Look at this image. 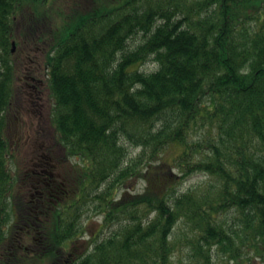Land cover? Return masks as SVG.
<instances>
[{
  "label": "trees",
  "instance_id": "1",
  "mask_svg": "<svg viewBox=\"0 0 264 264\" xmlns=\"http://www.w3.org/2000/svg\"><path fill=\"white\" fill-rule=\"evenodd\" d=\"M13 41L43 60L64 158L34 184ZM215 257L264 264V0H0V264Z\"/></svg>",
  "mask_w": 264,
  "mask_h": 264
},
{
  "label": "rangeland",
  "instance_id": "2",
  "mask_svg": "<svg viewBox=\"0 0 264 264\" xmlns=\"http://www.w3.org/2000/svg\"><path fill=\"white\" fill-rule=\"evenodd\" d=\"M15 55L16 57H20L21 53L19 48L16 47L15 49ZM23 57H24V54H23ZM145 66H143L142 68H144ZM19 75V74H17ZM16 75V77H17ZM22 74L20 72V78H21ZM17 81V80H16ZM21 82H16V86H21ZM35 101V100H33ZM36 104H44V100L40 99L38 100V103L37 101H35ZM45 110H46V106L45 104L43 105V113H44V116H45ZM28 114V113H27ZM23 122L25 123V125L28 123V126H26L25 128L21 129L20 127H22V123H21V120L18 121L17 123H12V126H11V133L13 134L12 136L14 137V139H16L17 137L19 138L20 135L22 134L24 136V138L20 139L19 140V143L20 145L22 146V143L25 142L26 140V136L28 135H35L37 132L36 131H40L42 130L44 127H45V122L43 121L41 124H40V127H38V122H37V119L35 118H32V116L30 114L25 115V118H23ZM15 130V132H14ZM45 131V130H44ZM47 131V129H46ZM22 132V133H20ZM15 133V134H14ZM44 140V138H41L39 140H36L34 142H32V140H26V142L28 143V145L26 146L25 149L27 148H31V154L30 155H24L22 153H24V151L22 153H17L20 157L19 159V165H20V168L23 170V179L26 180V182L30 183V184H34V178H33V174H34V171H37L39 170L40 172L44 173V174H48V173H52V175H55L57 170H55L54 168L52 167H49L48 166V163L47 161L49 160L48 159V155H49V150L46 148L47 146H49V143L48 142H45V146L44 147L42 145V141ZM25 142V144H26ZM13 144H14V141H13ZM133 153H137L139 151V149H133L131 148L130 149ZM36 156H38L40 159H42V161H40L39 159H37ZM39 163V162H42L43 165H36L34 163ZM24 170H27L28 173L30 172V175H24L26 172H24ZM205 180V176H203L202 174H194L192 175L191 177H189L185 182L184 184L182 185L183 188H187V187H191V186H194L197 185V184H200L202 183L203 181ZM140 184L138 185V188L140 189ZM83 222L84 224H87L88 225V228H89V232L90 231H93L94 229H96L98 223L91 218L89 217H85L83 218ZM178 226L175 230V233L179 230V233L181 232L180 229H178ZM180 249H184L183 245H179ZM214 264H223L221 259H218V257H215L214 259Z\"/></svg>",
  "mask_w": 264,
  "mask_h": 264
},
{
  "label": "flooded vegetation",
  "instance_id": "3",
  "mask_svg": "<svg viewBox=\"0 0 264 264\" xmlns=\"http://www.w3.org/2000/svg\"><path fill=\"white\" fill-rule=\"evenodd\" d=\"M27 55V54H26ZM28 60V66L25 62L24 57L18 58L19 65L21 67L20 72L22 73L21 78L18 80L21 82V86L17 88V100L15 101V104L13 105V112L16 118V123L21 120L22 127L21 129L25 128L28 126V123L25 125L23 122V118H25V115L28 116L30 114L32 118L37 119L38 122V127H40V124L44 121L45 122V127L40 130L36 131L38 134H42V132H45L47 129V123H48V115L49 111L47 110V106L49 105V96L48 93L49 91L47 90V85L46 81L43 77V71H42V66L39 62V59H36L35 57L26 56ZM44 100V104L46 106L45 110V116L43 113V105L44 104H39L38 100ZM37 101L38 104H36L35 101ZM28 113V114H27ZM45 130V131H44ZM22 133V132H20ZM35 134L33 136L28 135L26 136L27 139H32L36 140L40 138V135ZM23 134V133H22ZM20 135L19 139L24 138L23 135ZM48 135H46L47 138ZM60 145V144H59ZM59 150L61 151L62 148H58L57 150H54V158H52L55 162H62L64 161V158L62 155L59 154ZM18 151H22V148H18ZM41 193V192H40Z\"/></svg>",
  "mask_w": 264,
  "mask_h": 264
}]
</instances>
